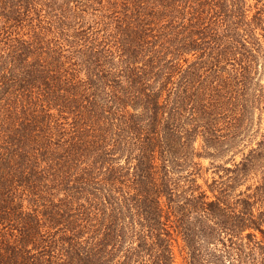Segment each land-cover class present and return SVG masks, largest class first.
<instances>
[{"label": "trees", "instance_id": "obj_1", "mask_svg": "<svg viewBox=\"0 0 264 264\" xmlns=\"http://www.w3.org/2000/svg\"><path fill=\"white\" fill-rule=\"evenodd\" d=\"M263 66L264 0H0V264H264Z\"/></svg>", "mask_w": 264, "mask_h": 264}, {"label": "rangeland", "instance_id": "obj_2", "mask_svg": "<svg viewBox=\"0 0 264 264\" xmlns=\"http://www.w3.org/2000/svg\"><path fill=\"white\" fill-rule=\"evenodd\" d=\"M260 73L257 75L255 81L261 85L262 90L264 92V66L260 69ZM264 114H260V111L257 110L254 112V121L252 124L253 128V136L250 138V140H247V144L255 143L259 138L262 131H264ZM201 141L199 138L196 139L194 148L195 150H201L200 148ZM230 156V154H229ZM223 158H208V157H194L193 162H198L199 166L192 167V174L189 175L190 178L195 179L194 185L197 189V192L200 191H206L205 193L209 194V191L207 190V184L210 183L214 179H218L220 174L224 171L225 167H229L232 165L233 162H237L241 155L236 154L233 160H228V157ZM190 170V169H189ZM185 172V171H184ZM188 172H186L187 174ZM189 174V173H188ZM259 177L258 175H251L247 183L253 182ZM244 187H240L239 189L242 190ZM238 189V190H239ZM181 239L177 237L176 242L173 246V251L175 253V264H182V257L184 254L183 250H180L181 245Z\"/></svg>", "mask_w": 264, "mask_h": 264}]
</instances>
